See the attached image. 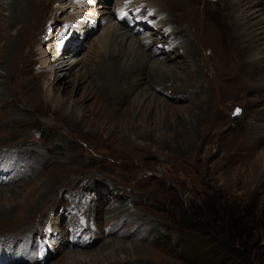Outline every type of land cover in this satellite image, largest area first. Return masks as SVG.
<instances>
[{
	"label": "rangeland",
	"instance_id": "obj_1",
	"mask_svg": "<svg viewBox=\"0 0 264 264\" xmlns=\"http://www.w3.org/2000/svg\"><path fill=\"white\" fill-rule=\"evenodd\" d=\"M7 1L0 0V6ZM57 1L26 3V14L35 23L15 47L10 39L22 30L18 28L22 23L14 27L11 20L2 22L10 10L0 11V154L10 157L15 151L21 178L0 184V236L10 237L15 248L25 245V239L34 245V235L41 237L46 231L42 226L46 217L54 220L59 214L63 222L52 224L56 241L48 247L43 264H264V182L259 184L258 176L253 185L244 183L243 177L234 180V172L245 167L235 170L238 159L250 149L253 157L264 150V141L252 143L248 132L264 107V54H253L264 47V28L252 26L264 18V0H239V7L229 0L212 6L207 0H186L195 8L197 22L171 0H151L170 11L171 20L184 30L195 48L196 63L191 62L192 55L172 54L164 60L171 69L164 78L147 76L129 94L120 80L104 97L88 80L77 82L85 64H90L85 49L89 51L110 25L133 29L126 20L122 24L113 18L119 16L116 9L133 5L129 0H91L94 15L101 19L104 9L109 17L102 18V25L81 16L89 25L85 31L71 23L76 0ZM42 4L45 9L38 13ZM50 7L54 12L48 17ZM157 20L151 19L159 26ZM203 23L217 29L215 39L208 40ZM148 28H136L135 37L147 38ZM41 29V42L35 44ZM196 36L203 39L199 45ZM81 42L85 44L80 46ZM71 43L76 49L67 47ZM156 47L163 50L165 45ZM217 49L230 56L225 74L216 65ZM19 51L23 53L18 58ZM27 52L33 55L24 62ZM58 55L76 64L65 84L54 85L57 91L48 103L43 98L53 77L49 67L53 64L48 63ZM249 57L258 63L244 65L243 59ZM14 63L33 89L13 104ZM143 66L136 74L146 76ZM55 97L63 100L64 109L76 101L77 118L56 110ZM237 108L241 111L233 118ZM73 213L88 220L90 227L83 232L87 243L80 236L70 241L75 233L68 231ZM206 237L221 245L226 239L236 248L245 245L226 257L222 247L210 252L213 243ZM31 251L25 257L20 251L17 256L22 258L16 262L14 256L8 260L38 264L34 246Z\"/></svg>",
	"mask_w": 264,
	"mask_h": 264
},
{
	"label": "bare ground",
	"instance_id": "obj_2",
	"mask_svg": "<svg viewBox=\"0 0 264 264\" xmlns=\"http://www.w3.org/2000/svg\"><path fill=\"white\" fill-rule=\"evenodd\" d=\"M77 1L78 0L75 1L77 12L71 18V23L73 24V27L74 26H76L78 28L82 27L83 29H85V31L88 30L89 25H87L82 20L83 18H81V16L89 19L88 21H92V22L97 21V24H102V25H103V19L102 18H108L109 17V16H107V15H109V11H104V9L102 11L103 13L101 14V15H104V17H102L101 19H99L98 14L94 15V13H92V12H94V9L91 8V3H92L91 0H85L86 2H84L82 0H80L79 2H77ZM105 1L107 2L108 0H105ZM124 1L128 2V0H124ZM171 1H172L173 6L176 7V9L180 10L185 15V17H188L192 22L198 21V19L196 17V16H198V14L195 13V8L192 5H189L186 2V0H171ZM31 2H32V0H10V1H7L3 6H0V11L10 10V13L8 16L1 18L2 22L6 23V22H9L8 20H11V21H13L11 24L14 27L16 24H18V25L21 23L24 24V25L21 24L18 27V28H20V30L21 29L22 30L18 31L17 34L15 36H13L12 39H10V41L14 47H15V45H18L20 41H24L25 29H27V28L31 29L30 28L31 26L29 24L31 23V25H33V23H35L26 14V12H28V9L26 7V3L30 4ZM52 2H53V0H52ZM59 2H61V0H58L55 3H59ZM219 2H221V0H207V4H209L211 6L216 4V3H219ZM129 3L131 5H133V7H132V9H129L126 11H129L130 13L132 10L135 11L132 14L133 17H131V18L136 21L137 30H139V28H141V27L146 28V26H150V28H148L149 29V33H148L149 36L147 38H143V37H137L136 38L134 35L135 32H134L133 27H132L133 29L127 28V29H129V30H127L124 27L119 26V24L110 25L108 27L106 26L107 28L106 29L104 28V30L102 31V34L96 39L95 43L91 44L92 47L91 46L89 47V51L87 49H85L84 54H88L86 57V61H87V63H90V64H85L86 66H84V71L79 76V79L77 80V82H79L81 80H83L82 82H84L85 80H88L89 84H93L94 88L98 89L97 91H100L103 94L102 95L103 97L107 96V94L109 93V91H108L109 89L116 88L118 86V84L120 83V80H122V84H121L122 87L126 86V84H127L126 91H127V94H129L132 92V90L136 86L141 84L142 83L141 81L143 79H145V77H147V76L148 77L150 76L153 78H156V77L164 78L167 74L171 73V71H170L171 69L168 68V65L165 64V62H167V61H164V60L171 58L172 54L177 55V54H183L184 53L187 56L192 55L193 58H191V62L196 63L195 58H194V56L196 55L195 48L193 47L192 43L190 42V39L188 38V36L183 35L182 32L184 30L181 27L177 26L171 20L172 14L170 11H168L166 8H163V9L159 8V5L156 2H153L151 0H129ZM229 3L233 4L234 6L239 7V0H229ZM194 5H196V4H194ZM40 6H41V10H38V13L44 11V9H45L44 4H42ZM104 7L106 8L107 6H105V5L102 6V8H104ZM50 8L51 9L48 13L49 14L48 17L54 12L53 7H50ZM124 8H126V6H124ZM162 12L165 13L164 16L161 14ZM105 16H107V17H105ZM129 18L130 17L126 16L124 13L123 18H122V20H123L122 24H125V22L129 20ZM156 18H158L157 21L160 23L159 26L157 24H155L154 22H152L153 20L151 21V19H156ZM263 19L264 18H260L259 20H257L255 22V25H252V26H255V29L264 28V26L262 24L264 22ZM207 20L209 21V19H207ZM7 25H9V24H7ZM202 25H203V29L209 35L208 40L215 39L217 29L213 25H207L205 23H203ZM235 25L237 26V21L235 22ZM186 27H187V25H186ZM31 32H33V31H31ZM43 32H44V30L41 29V31L37 33L36 38H34L35 44L41 42L40 40H41V37L43 35ZM45 37H47V36H45ZM70 37H72V35ZM193 37L195 38V35H193ZM84 39H87V37L86 38L84 37L83 40ZM258 39L259 38H257V40ZM43 40H44V38H43ZM202 41H203V39H200L196 36V43L198 45L201 44ZM3 42H5V41H3ZM74 43H71V45L68 44L67 47L74 49L76 46V45H73ZM156 43H160V44L162 43L163 45H165L164 49L163 50H156L157 49ZM23 44H25V43H23ZM82 44H85V43L81 42L80 46H82ZM9 45H10V42H9ZM153 46L155 48L151 51L150 49ZM34 51H35V49H34ZM180 51H181V53H180ZM217 51H218L217 53H218L219 59H218V63L216 62V65L219 64L218 66L221 68L223 74H225L227 72V68H224V64H225V62H227V58L229 56L227 53L228 51L227 52L222 51L221 49H219V50L217 49ZM32 52H31V54H28V52H27V55H25L27 57L24 56V58H25L24 62L29 61V59L33 55ZM67 52H69V51H67ZM76 52L77 51H75V53ZM21 53H23V52H21V51L18 52V56H17L18 58L21 56ZM253 54L255 56H257L259 54H264V47H261V48L254 50ZM24 58L22 57V59H24ZM16 62L18 63V59L16 60ZM46 62H47L46 60H43L41 62L42 67L47 66ZM148 62H150V64L145 65ZM176 62H179V61H176ZM242 63L244 65H247L250 63H256L257 64L258 62H257L255 57H249V58L243 59ZM49 64H53V65L50 66ZM75 64L68 62V59H64L63 56H59V55H58V57L53 59L52 63L51 62L48 63L49 67H52L53 73L50 75H53V77L50 76V78L52 77V81L49 83L48 86H46V90H45L44 95H43V98L45 99L46 102L49 103L52 101V98L54 97L55 92L57 91L54 87L55 84L56 85L57 84H65V82H66L65 77L71 73V70ZM25 65L27 66V64H25ZM13 66H12L13 68L11 67L13 69L11 77H13V75H15L14 76L15 77V83L12 80V85H13L12 102L14 104L20 98L21 94H24L27 96L29 95L30 90L33 89V84L30 82V79L23 77L22 72L20 70H18L19 67L16 68L17 65L15 63L13 64ZM142 66L144 67V69H147L146 76L143 73L136 74L138 69ZM160 67H162V68H160ZM45 72H47V69L45 70ZM6 76H7V73L4 72L2 77H6ZM170 77H172V76H170ZM69 85L70 84L64 85L66 87L65 90H67L69 88ZM86 87L87 86H85L84 88H86ZM92 90H94V89H91L89 91L93 93ZM36 95L37 94L35 93L34 96H32V97L36 98ZM261 95L260 96H261V101H262L264 93H262ZM85 97H87V94ZM85 97H83V98H85ZM27 99L29 101V98H27ZM37 99H39V97ZM54 99L56 100L54 103L56 110L61 111L62 109L65 108L63 106V105H65L63 100L57 99L56 97ZM30 103L31 102H29V104ZM72 103L73 104L71 107L64 109V113L66 115L68 114L70 117H73V120H74V118L75 119L77 118V115L75 113L77 102L73 101ZM36 109H38V108H36ZM262 110L263 111L261 113V116L257 115V118H254L255 122H256V120H257V122L253 125H250L248 128L249 135L251 136V137H249V139L250 138L252 139L251 140L252 143L258 144V143H261L264 141V107ZM81 112L83 114V112H85V109H82ZM238 146L241 147V145L237 144V147ZM14 153H15V151L13 153H10L11 154L10 157H6L5 154H0V184L5 183V179H7V178L9 179L8 180L9 182H12V181L18 182L21 179L19 177L20 174H19L18 166H17V161L20 157L18 156L19 158H17V155H16V157L13 156ZM22 158H23V156H22ZM240 158L241 159H238V161H237V166H236L235 170L237 168L242 167V165H244L245 167L243 170H240V169H238V171L234 170L235 171L234 172L235 173L234 174V177H235L234 180L238 181L241 177H243L244 183L248 182L249 184L253 185L255 179L257 178L256 176H258V183L259 184L263 183L264 182V150L259 155H256L253 157L252 149H250V151H247L243 155V157H240ZM5 175L7 177H5ZM244 186H246V185H244ZM0 188H3V186H0ZM4 193L6 194V192H4ZM33 194L34 193L28 195L27 199L29 198L31 200ZM27 202L28 201L26 200V202L23 205H25ZM26 209H24L22 212H24ZM43 216H45V214ZM55 217H60V219L57 221V220H55ZM59 222L60 223L63 222L61 219V216L59 214L54 215V220H53V218L51 220V219H48L46 217V222H44L42 224V226H44V228H46V231L42 235H44V234L46 235L48 232L50 233L51 236L54 235L56 227H53L52 224L57 225ZM32 237H31V240H32ZM34 237H39V236L34 235ZM84 239H87V234H85ZM24 242H25V245H22L19 242L20 245H18L15 248L13 243L10 240V237L0 236V258L7 256L6 257L7 260L4 259L3 264H15L14 262L8 260L10 258V256H14L15 262H16V260H20L22 258V257H18L19 256L18 254L22 253V256H24V254H26L27 252L29 254V250L31 251V246L29 244L30 242L29 241L27 242L26 239ZM74 245L84 246V245H79V244H74ZM27 246H28V250H27ZM18 248H19V251L17 253V255H18L17 256L16 251L18 250ZM20 251H21V253H20ZM28 257L32 258V256H28Z\"/></svg>",
	"mask_w": 264,
	"mask_h": 264
},
{
	"label": "trees",
	"instance_id": "obj_3",
	"mask_svg": "<svg viewBox=\"0 0 264 264\" xmlns=\"http://www.w3.org/2000/svg\"><path fill=\"white\" fill-rule=\"evenodd\" d=\"M233 221H235V220H233ZM234 225H235V222H234ZM205 239H206L207 243L208 242H212L213 243L212 246L210 247V250H209L210 252H212L214 249H218L219 247L220 248L222 247L221 249H225L226 257H229V256L232 257V255L239 253V251H240L239 249H242L244 247V245H245L244 243H241V248H239V246H238V248H236L235 242L234 241H231V240H227L226 239V241L221 245L220 242H218V243L215 242V239L214 238L209 239V238L206 237ZM215 243H217V244H215ZM237 264H240V263H237Z\"/></svg>",
	"mask_w": 264,
	"mask_h": 264
},
{
	"label": "snow or ice",
	"instance_id": "obj_4",
	"mask_svg": "<svg viewBox=\"0 0 264 264\" xmlns=\"http://www.w3.org/2000/svg\"><path fill=\"white\" fill-rule=\"evenodd\" d=\"M240 111H241L240 109H236V112L234 113V115L239 114Z\"/></svg>",
	"mask_w": 264,
	"mask_h": 264
},
{
	"label": "water",
	"instance_id": "obj_5",
	"mask_svg": "<svg viewBox=\"0 0 264 264\" xmlns=\"http://www.w3.org/2000/svg\"><path fill=\"white\" fill-rule=\"evenodd\" d=\"M237 109H239V108H237ZM235 112H236V110H235ZM237 117V115H235L233 118H236Z\"/></svg>",
	"mask_w": 264,
	"mask_h": 264
}]
</instances>
